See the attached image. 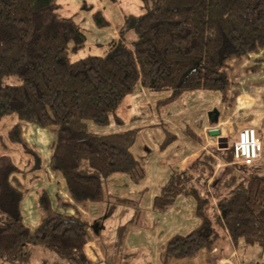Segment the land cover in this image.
<instances>
[{"label": "trees", "instance_id": "trees-1", "mask_svg": "<svg viewBox=\"0 0 264 264\" xmlns=\"http://www.w3.org/2000/svg\"><path fill=\"white\" fill-rule=\"evenodd\" d=\"M142 2L135 39L116 38L104 54L72 61L71 51L82 48L88 37L74 17L60 13L59 0H0V125L16 115L38 127H55L49 166L63 176L74 200L68 205L76 209L87 203L139 205L112 197L108 179L125 173L139 184L147 177L132 152L141 128L99 134L89 123L125 125L126 98L139 85L169 91L159 105L200 90L220 91L227 101L230 61L264 51V0ZM94 17L99 26L110 23L102 11ZM9 77L18 82H5ZM160 125L166 132L165 149L178 135L163 121ZM184 133L203 142L189 126ZM220 163L225 165L218 167ZM20 172L13 156L0 152V264H35L34 259L37 264H96L87 252L91 225L80 212L51 211L44 193L45 218L34 229L26 224L25 193L15 181ZM179 196L195 199L200 223L166 242L162 264L213 251L222 234L234 243L244 240L264 249V174L256 163H237L233 144L204 149L184 170L174 171L155 197L153 210L168 212ZM143 216L138 209L116 229L112 250L121 264H132L136 254L126 251L127 237Z\"/></svg>", "mask_w": 264, "mask_h": 264}, {"label": "crops", "instance_id": "crops-1", "mask_svg": "<svg viewBox=\"0 0 264 264\" xmlns=\"http://www.w3.org/2000/svg\"><path fill=\"white\" fill-rule=\"evenodd\" d=\"M227 73L232 81L227 101H224L223 93L220 91L200 90L187 92L173 103L159 105L160 101L170 96V92H152L139 85L136 91L126 98L122 111L125 125H118L114 120L108 126L93 127L91 125L93 123H89L90 129L99 134L131 128L142 129L132 147V152L146 167L147 177L138 184L125 173H115L110 176L107 184L108 193L112 197L129 199L139 202V205L121 204L122 206H116L114 213L107 216H105L108 209L106 202L77 205L78 209L68 205L74 204V200L67 190L65 180L59 172L51 170L49 166L55 129L34 126L20 121L18 117L14 119L17 126H22L23 132L27 130L28 138L34 140L31 153L24 151L23 154L27 153L31 157L34 155L35 168L26 169V174L20 172L15 175V181L25 193L22 211L28 209L33 202H37L40 208L38 215L31 212L27 216L25 213L26 224L38 225L45 218L46 208L41 197L46 193L49 197L46 201L47 208L51 211L69 216L80 212L90 223L91 241L87 246V252L96 264H121V260L112 250L116 229L120 224L116 227L113 236L109 235L108 221L120 217L129 221L136 211L141 209L144 211L143 221H140L137 227L133 226L130 229L126 244L133 251L130 253L142 254V257L147 258L144 262L140 260L131 263L162 264V248L166 242L176 234L190 232L200 223V219L194 214L196 201L190 196H179L174 206L166 213L153 210L154 199L160 194L171 174L174 171L184 170L204 149L209 150V146L215 141L224 142L229 139L230 134H237L238 137L239 132L246 126L256 127L264 140V52L262 57L249 54L242 58H234L229 63ZM232 101L235 102L234 106L231 105ZM149 118L151 120H148ZM161 121L178 135V138L165 149L161 147L166 138V132L160 125ZM188 126L203 137V142L194 141L184 133ZM213 130H219L221 134L211 132ZM23 159L28 162L21 166L29 165L30 157L25 156ZM259 163V171L264 174V153L256 166ZM224 165L220 163L218 167ZM42 169H49L53 181L48 182L47 178H43L45 180L43 181ZM39 181L40 183L37 184ZM39 185H41L40 190L37 189ZM127 207H131V210ZM107 236L108 240H106ZM220 237L223 239H218L213 251H205L202 254L200 252L198 259H192L194 261L191 262L208 264L206 258L211 260L214 256L212 259L215 258L217 262L223 257L222 264H264V249L259 245H248L244 240L234 243L228 235ZM216 250H219V254ZM214 253H217V256ZM227 255L229 258L226 259ZM149 256L153 257L152 261ZM180 264L189 263L184 261Z\"/></svg>", "mask_w": 264, "mask_h": 264}, {"label": "rangeland", "instance_id": "rangeland-1", "mask_svg": "<svg viewBox=\"0 0 264 264\" xmlns=\"http://www.w3.org/2000/svg\"><path fill=\"white\" fill-rule=\"evenodd\" d=\"M60 4V13L64 16H70L74 17L75 21L78 23L79 27L85 32V34L88 37V41L86 44L76 50L71 51L70 53V59L72 61H76L82 58H85L89 55H101L104 54L107 50L109 44L116 38L119 37H125L126 41L131 42L133 39H135L136 34L134 31V26L137 23L140 15L143 13V2L142 0H59ZM97 11H102L106 19L110 22L108 25L105 26H99L97 24V21L94 17V13ZM263 50H260L258 52H252L250 54L258 55L262 57ZM5 82L9 83H17L18 79L16 77H9L5 78ZM129 97V96H128ZM235 105V102L232 101L231 105ZM233 105V106H234ZM236 108V107H235ZM237 109V108H236ZM16 115H11L7 117L3 123L0 125V152H11L13 158L15 161L19 164L21 168V172L26 174V169H33L35 168V158L34 155L31 157V155H28L26 152L31 153L32 146L34 144L32 143L34 140L31 141V138H28V132L27 130L22 131V126H17L14 122V119H16ZM148 120H151L149 118ZM19 123V122H17ZM30 124V123H29ZM33 125V124H31ZM93 127L95 125L91 124ZM36 126V125H34ZM55 129V127H53ZM10 129V130H9ZM56 130V129H55ZM25 135V136H24ZM54 139L55 136L53 135ZM52 137V138H53ZM237 134L231 135L229 139L226 141H215L212 146H209V149L212 148H218V149H224L223 145L227 144L226 142H229L230 144H233L237 141ZM31 145V146H30ZM31 147V148H30ZM9 149V150H8ZM9 152V153H10ZM29 156L30 157V163L29 165L21 166L23 163H27L28 161L23 159V157ZM263 157V155H262ZM233 166L232 167L233 169ZM258 169L260 167V163L258 164ZM25 169V170H24ZM24 170V171H22ZM47 170H43L44 172L42 174V179L47 178L48 182L52 179V174ZM41 178V177H40ZM39 180V179H38ZM43 181H45L43 179ZM47 182V183H48ZM40 181L37 183L39 184ZM44 184V183H43ZM41 185L38 186V190ZM116 206H122L121 204ZM116 206L110 207L107 209V213L111 215L116 211ZM27 207V206H26ZM24 208V205H23ZM129 210H131V207H127ZM39 206L37 202H33V204H30L28 209H25L24 217L31 212L38 215L39 214ZM24 210V209H23ZM126 211V210H125ZM26 213V215H25ZM107 216V214H105ZM112 218V216H111ZM194 218L197 220V218L194 216ZM199 220V219H198ZM127 221V218H112L108 221V231L109 235L114 236V231L116 227L119 224H123ZM29 222V221H28ZM194 223V220H193ZM28 226L31 229L36 228L37 225H34L33 223H28ZM189 231L184 232V234L188 233ZM221 232V231H220ZM108 235V236H109ZM225 235V234H222ZM106 238L108 240L109 238ZM220 239H223V237H220ZM220 249V247H218ZM164 249V246L162 250ZM127 252H133L129 249L128 244L126 246ZM205 252V251H202ZM202 252L200 254H202ZM216 252L219 254V250H216ZM231 251H229L228 254H230ZM217 253L214 255L217 256ZM226 253V252H225ZM199 255L193 257V258H182V259H173L170 264H180L184 261H188L189 264H193L194 261L192 259H198ZM214 256L210 258H206L208 264H222L224 262L223 257L216 261V259H212ZM147 257H142V254L134 255L133 258H131V261L134 263L135 261L144 262ZM225 258H229V256H225ZM150 261L153 260L152 256H149ZM34 263L37 264L38 260L34 259ZM11 264V263H7Z\"/></svg>", "mask_w": 264, "mask_h": 264}, {"label": "built area", "instance_id": "built-area-1", "mask_svg": "<svg viewBox=\"0 0 264 264\" xmlns=\"http://www.w3.org/2000/svg\"><path fill=\"white\" fill-rule=\"evenodd\" d=\"M233 149L237 163L251 166L262 159L264 140L256 127L246 126L239 132L238 140L234 143Z\"/></svg>", "mask_w": 264, "mask_h": 264}, {"label": "water", "instance_id": "water-1", "mask_svg": "<svg viewBox=\"0 0 264 264\" xmlns=\"http://www.w3.org/2000/svg\"><path fill=\"white\" fill-rule=\"evenodd\" d=\"M211 132H215L216 134H219V135L221 134V132H220L219 130H213V131H211ZM221 138H222V137H221ZM224 140H225V139H224ZM220 141H222V140H220ZM227 145H228V144H225V145H223V147L226 148Z\"/></svg>", "mask_w": 264, "mask_h": 264}]
</instances>
